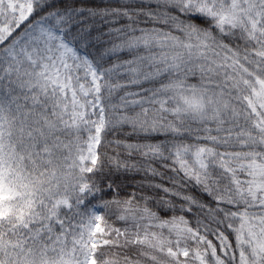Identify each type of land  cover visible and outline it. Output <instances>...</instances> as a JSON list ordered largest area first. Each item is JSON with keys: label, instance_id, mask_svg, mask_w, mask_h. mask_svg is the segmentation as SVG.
<instances>
[{"label": "snow or ice", "instance_id": "snow-or-ice-1", "mask_svg": "<svg viewBox=\"0 0 264 264\" xmlns=\"http://www.w3.org/2000/svg\"><path fill=\"white\" fill-rule=\"evenodd\" d=\"M0 264H264V0H0Z\"/></svg>", "mask_w": 264, "mask_h": 264}]
</instances>
